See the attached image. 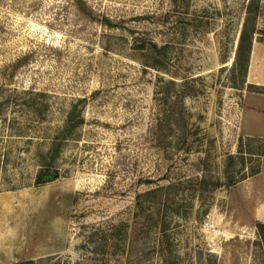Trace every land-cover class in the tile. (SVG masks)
Listing matches in <instances>:
<instances>
[{
	"label": "rangeland",
	"instance_id": "rangeland-1",
	"mask_svg": "<svg viewBox=\"0 0 264 264\" xmlns=\"http://www.w3.org/2000/svg\"><path fill=\"white\" fill-rule=\"evenodd\" d=\"M251 1L0 0V264H264Z\"/></svg>",
	"mask_w": 264,
	"mask_h": 264
},
{
	"label": "crops",
	"instance_id": "crops-1",
	"mask_svg": "<svg viewBox=\"0 0 264 264\" xmlns=\"http://www.w3.org/2000/svg\"><path fill=\"white\" fill-rule=\"evenodd\" d=\"M253 49V48H252ZM259 55L264 54V44H261L260 47H257ZM253 51V56L251 57V64L249 68V74L254 78V75H257L258 77H255L251 82V84H257L260 86H264V64L261 62H258L259 60L254 58V52H256L255 49L251 50ZM262 63V64H261ZM253 104H251V112H255V115L252 117V123L248 124V129L250 131H255L259 133L260 135L264 133V92L262 94L258 93L253 97ZM252 103V101H251ZM255 103V104H254Z\"/></svg>",
	"mask_w": 264,
	"mask_h": 264
},
{
	"label": "trees",
	"instance_id": "trees-1",
	"mask_svg": "<svg viewBox=\"0 0 264 264\" xmlns=\"http://www.w3.org/2000/svg\"><path fill=\"white\" fill-rule=\"evenodd\" d=\"M251 2L254 3V0ZM247 16H249V17H247V19L245 20V24H244V27H243V30H242V33L240 36L238 52H237L238 53V55H237L238 59H240L242 57V55L247 56V59H249V55H250V52L252 50V38H253V35L255 32V29L254 28L249 29V25L251 23V21L249 20L250 19V13ZM143 45H144V43H143ZM247 62H248V60H247ZM60 144H61L60 141L58 143H57V141H55V144H54L53 149H52V151L54 152V156L58 154L59 149H60ZM234 159H235V156L230 154L229 155L230 164H232ZM40 181H42L41 176L38 179V182H40ZM257 226H258V229H259V232L261 235L262 243L264 244V223L258 222Z\"/></svg>",
	"mask_w": 264,
	"mask_h": 264
},
{
	"label": "water",
	"instance_id": "water-1",
	"mask_svg": "<svg viewBox=\"0 0 264 264\" xmlns=\"http://www.w3.org/2000/svg\"><path fill=\"white\" fill-rule=\"evenodd\" d=\"M56 176H57V172H54L52 175H46L44 177V180L49 181V180H51L52 178H54Z\"/></svg>",
	"mask_w": 264,
	"mask_h": 264
}]
</instances>
